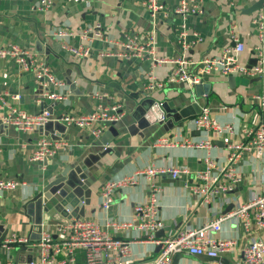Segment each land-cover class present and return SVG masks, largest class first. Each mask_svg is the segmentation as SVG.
<instances>
[{
	"label": "crops",
	"instance_id": "crops-1",
	"mask_svg": "<svg viewBox=\"0 0 264 264\" xmlns=\"http://www.w3.org/2000/svg\"><path fill=\"white\" fill-rule=\"evenodd\" d=\"M143 1L93 0L89 4H75L53 0L51 9L40 12L34 9V0H0V46L16 44L34 53L38 61L47 63L56 78L65 83L70 100V104H43L34 73H23L14 62L1 60L0 92L10 95L8 99L13 107L30 115L47 109L57 121L68 113H92L100 104L94 95L100 93L112 97L122 106L124 113L122 120L109 128L112 129L111 138L103 147L96 145L100 139L94 140L87 131L68 127L60 134L54 127V138L62 137L69 146L43 165L32 163L30 159L39 139L50 136L44 135L40 129L23 132L8 125L0 129V179L22 183L16 190L0 193V238L4 236L0 240V264H38L40 250L37 244L42 233H51L56 241L59 240L57 223L50 222L39 234L33 222L35 211L29 204L66 167H71L75 178L80 181V185L74 179L69 181L75 185L80 200L79 217L75 214L73 218L90 220L111 236L132 242L129 264L152 260L160 251L153 240H147L145 232L134 229L140 223L135 215L137 205H148L152 201L158 205V217L164 225L162 238L175 236L188 227L198 229L210 219L231 212L239 203L264 195V154L259 156L255 152H244L239 159L236 171L242 181L230 195L205 204L190 188L200 183L197 175L205 169L206 158L212 159L218 168L224 167L231 143L245 140L247 132L256 123L263 124L254 97L264 94V75L256 78L218 73L203 75L197 67H192L189 70L201 79V85H211L208 96L200 97L195 87L190 89L187 84L182 87V83L147 93L146 75L152 72L158 80L165 81L174 68L173 64L152 68L150 59L127 61L99 57L98 52L106 50L107 46L98 41L92 44L93 56L86 60L73 56L62 47L63 44L79 45L80 30L95 23H100L107 35L117 40L126 34L142 36L155 28L158 56H184L199 62L218 57L223 49L232 46L231 36H236L244 45L238 57L239 64L249 67L255 64L253 51L259 44L254 19L264 14V7L253 10L258 0H203V15H191L186 21L177 15L167 19L161 15L153 20ZM160 1L168 7L180 3V0ZM183 23L190 34L198 33L202 38L186 52L178 40ZM59 28H68L76 37L66 42L58 41L52 33ZM118 50L122 51L121 48ZM12 96L20 98L15 101ZM146 97L161 104L167 103L171 108L197 103L202 110L209 109L211 120L222 126H231L232 135L220 137L213 131L188 127L189 121L201 113L188 119L183 127L171 131L159 125L128 131L135 124L136 105ZM101 103L108 105L111 102L103 100ZM4 111L7 110H0V117ZM162 139H167L169 145H159ZM207 140L213 143L210 148L197 147ZM105 147H109V151L100 156ZM167 168H186L191 173L181 174L176 179L168 175L150 178L137 174L146 169ZM128 177H134L135 184L118 188L109 210L104 209V185ZM153 187L157 188L155 194ZM110 221L132 226L114 229L106 226ZM13 236L26 239V242L13 245L9 250L2 248V243ZM154 237L158 239L156 235ZM215 237L236 242L232 252L225 256L230 264H235L241 261V251L251 241L264 240V231H258L254 226L246 231L240 223L225 221ZM74 259L77 264H86L85 251L77 250ZM180 264L206 263L195 256L183 255Z\"/></svg>",
	"mask_w": 264,
	"mask_h": 264
},
{
	"label": "built area",
	"instance_id": "built-area-1",
	"mask_svg": "<svg viewBox=\"0 0 264 264\" xmlns=\"http://www.w3.org/2000/svg\"><path fill=\"white\" fill-rule=\"evenodd\" d=\"M34 9L40 12L48 11L52 8L53 0H34ZM75 4H89L93 0H66ZM143 6L146 8L153 20L159 16L165 19L171 15H177L185 21L191 15H203V0H180L175 7H168L160 0H144ZM254 24L257 27L259 44L254 48L256 65L254 67L242 66L238 57L244 50V45L238 37L231 36L232 46L223 49L218 57L206 58L199 62L184 58L160 57L157 55V32L153 28L149 33L142 36L136 34H126L121 40L111 38L104 31L100 23L88 25L80 30V44L71 46L63 44L62 47L73 56L81 59H88L93 56L92 44L95 41L107 46L106 50L98 52L99 57L120 58L127 61L150 59L152 68L170 63L174 68L165 81L158 80L154 74L146 75L147 85L145 92H152L163 89L167 85L184 83L190 89L201 83V79L190 72V68L197 67L199 73L210 75L218 73L224 76L245 75L250 78L264 75V14L255 17ZM234 29V28H233ZM52 36L58 41L66 42L68 39L76 37L75 33L68 28H59L53 31ZM179 44L183 51H188L192 46L202 41L198 33H189L186 23H183L178 31ZM121 48L122 51H119ZM12 61L19 69L25 72H33L36 84L41 87V101L52 104H70L69 96L65 91V83L56 78L52 68L44 62L38 61L36 55L30 51L22 49L16 44L8 43L0 46V61ZM8 93L0 92V110L3 112L0 120L3 124L14 126L19 131L31 132L45 126L50 121H55L52 114L44 109L41 113L30 115L25 111L13 107L8 99ZM100 104L96 110L88 114L68 113L60 117V121L67 127H76L87 131L94 140L101 137L122 120L124 113L122 106L108 95L96 93L94 95ZM13 100H19V96H12ZM103 100L111 103L102 104ZM254 101L258 104V109L264 112V94L256 95ZM188 127L197 131H213L216 136L225 137L232 135L231 126H222L211 120L210 111L204 108L201 114L189 121ZM167 139L158 142L161 146H167ZM213 143L207 140L197 147L210 148ZM68 143L64 140H54L49 137L39 139L36 149L31 156L32 163L45 164L60 152L68 149ZM230 154L227 164L218 168L215 162L209 157L205 159V169L199 171V184L191 186V191L202 203L210 204L215 200L230 195L242 181L241 175L236 171V165L244 152H255L261 156L264 154V125L257 124L247 132L245 140L231 143ZM191 173L186 168L175 169H146L137 174L153 178L157 175H168L173 179L181 174ZM135 184L134 177H128L122 181H110L103 187V208L109 210L113 201V195L118 188ZM22 185L21 182L0 179V193L16 190ZM154 194L157 188L153 187ZM135 215L140 219L138 229L148 235L147 240H153L160 251L156 258L135 264H172L175 255L189 256H210L225 257L232 252L236 246L233 240L216 238L215 234L220 232L225 221L240 223L244 230L248 231L254 226L258 231H264V195H258L246 203H239L235 209L225 215H219L207 221L202 227L193 229L188 227L175 236L154 239L155 233L164 227L158 217V205L152 201L148 205H137ZM66 221L56 227L59 240L53 238V234L43 232L37 246L40 250L38 264H77L74 253L77 250H84L86 254V264H129L131 259V243L111 236L96 223L87 219L65 218ZM107 227L114 229L129 228L131 224H118L107 222ZM26 242L20 237H11L2 243V248L9 250L11 246ZM241 261L235 264H264V240L256 239L251 241L241 251ZM61 257V258H59Z\"/></svg>",
	"mask_w": 264,
	"mask_h": 264
},
{
	"label": "water",
	"instance_id": "water-1",
	"mask_svg": "<svg viewBox=\"0 0 264 264\" xmlns=\"http://www.w3.org/2000/svg\"><path fill=\"white\" fill-rule=\"evenodd\" d=\"M264 7V0H258L255 3V9H262ZM255 64L250 67H254ZM184 87V83L181 84ZM196 92L198 96H208L211 85H196ZM40 89V95L42 94V89ZM44 104V103H43ZM201 107L197 103H191L189 105L180 104L178 107L171 108L167 103H158L153 99L146 97L143 99L138 105L135 107L133 119L135 124H132L128 129H142L144 127H152L155 125L163 126L166 131H171L174 129H179L183 127L188 119L195 115H199L201 113ZM262 121L264 124V112H262ZM8 126L4 125L0 120V129L6 128ZM56 128V133H65L68 128L65 124H63L60 119L57 121H50L45 126L40 128V131L43 132L44 135L50 136L52 139L53 129ZM111 130L107 131L105 136L97 142L96 145L104 146L107 144L108 138H111ZM58 131V132H57ZM59 134V135H60ZM119 134L116 129V135ZM61 136V135H60ZM55 139H63L62 137L54 138ZM101 147V148H102ZM109 147L103 148L101 151L102 154L99 153L100 156H104L109 149ZM47 162H45L46 164ZM76 173L79 172L78 169L75 170ZM70 179H74L77 185H80V181L75 178L74 170L71 167L64 168L55 178L44 188L43 192L37 195L29 205L34 208L35 213L33 222L35 227H37L39 234L43 232V229L46 225L52 223H63L65 218L73 217L75 214L79 217V203L77 190H75V185L70 183ZM72 210H71V209ZM163 231V230H162ZM157 232L155 235L157 238L164 236V232ZM4 236L1 239H3ZM160 248V247H159ZM25 249V248H22ZM20 249V251H23ZM183 255L177 254L175 255L172 264H180ZM202 263L206 264H230L229 260L225 257H210L207 255L197 257ZM19 264V263H18Z\"/></svg>",
	"mask_w": 264,
	"mask_h": 264
}]
</instances>
